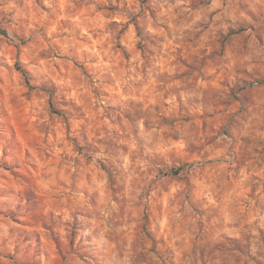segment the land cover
I'll use <instances>...</instances> for the list:
<instances>
[{"label": "clouds", "instance_id": "9594fccd", "mask_svg": "<svg viewBox=\"0 0 264 264\" xmlns=\"http://www.w3.org/2000/svg\"><path fill=\"white\" fill-rule=\"evenodd\" d=\"M0 264H264V0H0Z\"/></svg>", "mask_w": 264, "mask_h": 264}]
</instances>
